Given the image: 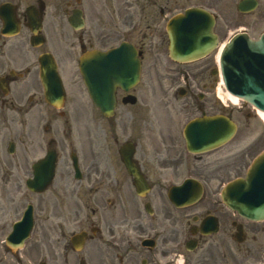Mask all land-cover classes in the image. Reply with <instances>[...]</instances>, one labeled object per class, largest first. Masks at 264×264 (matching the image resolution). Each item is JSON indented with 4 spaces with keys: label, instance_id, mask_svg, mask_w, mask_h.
<instances>
[{
    "label": "flooded vegetation",
    "instance_id": "1",
    "mask_svg": "<svg viewBox=\"0 0 264 264\" xmlns=\"http://www.w3.org/2000/svg\"><path fill=\"white\" fill-rule=\"evenodd\" d=\"M191 1L189 6L218 13L219 0H0V264L59 263L57 253L37 260L22 251L25 246L8 243L22 220V195L34 206L41 236L50 239L88 231L85 246L114 243L125 227L154 239L152 248L132 240L149 255L141 264H264V220L241 221L221 199L222 188L243 174L264 147V131L241 158L230 142L210 143L200 151L187 145L185 131L193 118L219 112L214 82L201 78L214 74L213 56L179 68L173 72L177 79L161 87L169 99H185L181 110L186 118L173 110L166 117L132 119L131 135L124 139L120 120L89 117L90 110L99 108L80 71L73 70L83 54L126 42L141 75L127 88L116 87V109H148L154 103L150 97L143 101L141 93L156 94V79L168 75L170 80L171 63L179 64L168 55L166 24L172 11ZM224 26H231L227 19ZM44 53L58 63L59 80L45 77L54 92L62 89L61 101L46 98L39 62ZM175 83L180 85L172 88ZM134 97L137 102L129 103ZM59 101L63 106H56ZM128 142L133 174L122 160ZM48 155L55 157L52 180L32 191L28 180L35 165L38 185H44ZM65 223L78 228L70 230ZM239 224L242 242L235 239ZM68 246L75 252L71 242ZM127 256H120L119 264H127ZM79 260L88 264L84 257ZM63 261L73 264L68 253ZM99 261L104 264L101 255Z\"/></svg>",
    "mask_w": 264,
    "mask_h": 264
},
{
    "label": "water",
    "instance_id": "2",
    "mask_svg": "<svg viewBox=\"0 0 264 264\" xmlns=\"http://www.w3.org/2000/svg\"><path fill=\"white\" fill-rule=\"evenodd\" d=\"M214 24V16L202 8H191L185 14L175 16L169 24L171 56L177 60H189L204 55L217 42V35L213 31ZM116 52L117 50H114L103 55L109 59V55H114ZM99 58V55H97L92 61L99 64ZM92 61H82L81 68L85 74L99 71V68ZM221 62L227 88L232 93L243 97L248 102L264 110V34L259 40H252L245 33L238 34L226 45ZM43 64V72H57L51 58L44 59ZM122 65H125V62L117 65L114 62L109 64L106 67L108 73L102 74V76L98 75L99 80L102 81L98 85L110 87L115 85L117 81H125L126 74H121L124 71L120 67ZM112 92L103 90L91 93L97 104L102 107V112L106 115H112L114 111L115 99ZM235 128V124L231 123L226 137H232ZM253 180L264 183V152L253 162L248 171L247 179H236L230 186L231 205H234L235 209L241 214H249L255 218H260L264 215V205L250 210L245 203L246 185ZM28 221L27 228L22 231L24 233L22 240L32 228V216L29 217ZM82 239L83 236L79 238V240Z\"/></svg>",
    "mask_w": 264,
    "mask_h": 264
},
{
    "label": "rangeland",
    "instance_id": "3",
    "mask_svg": "<svg viewBox=\"0 0 264 264\" xmlns=\"http://www.w3.org/2000/svg\"><path fill=\"white\" fill-rule=\"evenodd\" d=\"M191 1L189 3H192ZM238 0H219L216 1V7L218 8V12L220 14V19L218 25L216 27L217 30L220 31L221 41L227 39L231 32L236 31L238 28L242 26H248L250 33L257 37L259 33L264 28V0H260V5L258 11H254L252 14H243L239 12L237 8ZM187 3V4H189ZM186 4V5H187ZM227 7V8H226ZM175 11H172L174 14ZM228 20L231 24L230 28L224 26V21ZM229 31L228 33H226ZM217 52H215L216 55ZM215 58V56H213ZM198 65V64H197ZM171 72H170V80L166 78H162L160 80L156 79V86L160 87L156 94L148 95L147 93H141L143 101L147 102L148 97L151 98L152 102L154 103L153 106L148 105V110H145L143 106H135L132 109L124 108L120 106L114 119L120 120L118 125H122L121 137L127 138L131 135V124L130 120L132 119H145V118H155L156 111H160L163 114V117H166L165 114L168 111H175L178 118H186L187 116L184 115V111L181 110L182 102L185 100L184 98H179V100H172L169 99V95H165L162 92L161 87L168 88L171 85V81L173 79H177L178 74H173L174 71L178 70L179 68H188L189 66L194 67L196 66L195 63L189 65H179L171 63ZM73 70H78L77 63H74ZM202 82L203 83H210L211 81L217 86V91L220 93V89H222L221 79L219 76H214L213 74H201ZM180 85V83H175L172 88H176ZM224 88V87H223ZM140 89H144V85L140 86ZM170 92V91H169ZM172 92V91H171ZM228 104V105H225ZM222 101L219 99L218 109L219 110H233V118L241 123V127L239 132L236 134L234 138V148H235V155L236 158L242 157V152L244 148L252 141L255 140L256 135H258V131H255L252 126H248L247 123H251L252 125H256L259 127L258 122L253 118H249L247 112L251 111L249 105L239 101L238 103H233L230 100ZM233 108V109H232ZM251 115H253L251 113ZM89 116L91 118L102 119V115L97 111H89ZM249 122H248V121ZM252 131H254L252 133ZM28 202L30 199H28ZM33 201V200H32ZM25 203V200L22 198V204ZM68 229H76L78 228L76 223H65ZM42 226L41 222L35 220V228L32 232V235L27 239L24 252L31 254L34 259L37 258H45L43 256H49L47 258H56V253L59 256V263L63 264V259L68 253L69 258L72 260L73 264H79V258L85 257L88 260V264H99L100 255L102 256V261L104 264H119V257L123 256V254H129L127 256L126 261L127 264H141V260L143 257L148 258V253L142 254V250L135 244L132 243L139 241L142 235L137 234L131 231L130 228L126 229L125 227H120V231L117 233V237L114 243H108L107 241L96 242L95 244H88L84 247L82 251L73 252L68 249V238L59 237V238H47L41 236L39 230ZM108 236H106L107 238ZM111 241V239H110ZM158 249V248H157ZM154 250L153 254L156 255V250ZM56 262V261H55ZM58 262V261H57ZM164 261H156L154 264H162Z\"/></svg>",
    "mask_w": 264,
    "mask_h": 264
},
{
    "label": "bare ground",
    "instance_id": "4",
    "mask_svg": "<svg viewBox=\"0 0 264 264\" xmlns=\"http://www.w3.org/2000/svg\"><path fill=\"white\" fill-rule=\"evenodd\" d=\"M219 54H220V51L219 53L217 54V58H219ZM220 93H219V97L222 99V100H230L232 101L233 103H238L239 102V97L234 95V94H231L229 91H226V90H223V89H220ZM258 115L264 120V111L262 110H259L258 111Z\"/></svg>",
    "mask_w": 264,
    "mask_h": 264
}]
</instances>
